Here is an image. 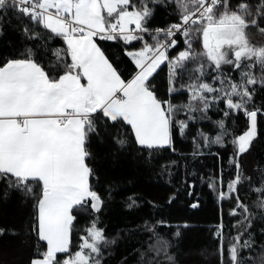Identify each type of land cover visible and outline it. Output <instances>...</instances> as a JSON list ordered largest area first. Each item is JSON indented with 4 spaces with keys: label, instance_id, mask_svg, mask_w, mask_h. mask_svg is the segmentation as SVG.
<instances>
[{
    "label": "snow or ice",
    "instance_id": "snow-or-ice-1",
    "mask_svg": "<svg viewBox=\"0 0 264 264\" xmlns=\"http://www.w3.org/2000/svg\"><path fill=\"white\" fill-rule=\"evenodd\" d=\"M174 3L181 22L167 29H156L152 35L154 43L150 44L143 36L149 32L146 25L153 12L148 0H140L139 5L134 0H0V9L18 8L66 44V49L55 52L58 67L63 68L58 77L50 76L32 58L31 50L24 59L0 65V178L8 179L10 187L26 195L38 193L34 205L35 231L38 240L46 244L45 250L37 249L30 264H100L101 244L107 241L95 220L81 237L78 250L71 251L77 211L90 208L99 212L103 205L90 184L93 173L87 163L88 136L96 131V114H102L112 122L129 125L141 148L170 147L175 110L168 101L159 100L150 87V78L165 62L170 85L177 69H186L189 62L198 64L192 71L199 75L189 89L191 100L203 105L202 111L220 99L229 110L240 111L247 118L246 130L233 139L236 155L246 153L256 138L259 109L249 110L246 104L252 98L247 85L257 81L244 69L252 68L253 64L264 68V47L252 46L246 37V29L257 23L254 19L246 20L251 11L244 4L237 11H230L229 0H174ZM260 31L264 33V29ZM177 33L185 37L187 48L170 59L167 53L176 46L173 37ZM196 34L202 42V51L198 53L192 46ZM97 39L120 40L124 44L143 41L139 50L127 52L138 69L131 80L121 78ZM62 53L70 57L69 63L62 62ZM224 65L240 70L241 82L220 76L213 77L219 80V88L200 82L206 66L219 73ZM169 91L175 88L170 87ZM211 93L222 95L213 96L210 101L206 94ZM188 108L196 110L191 103ZM176 123L183 134L187 123ZM217 124L226 132L223 121ZM204 139L207 141L208 137ZM213 142L221 143L222 136L218 135ZM234 163L238 169L239 164ZM239 183L237 174L227 185L228 196L236 192ZM257 191L264 193V188ZM225 196L220 193L221 199ZM260 206L264 207V202ZM238 207L248 211L242 203ZM217 235L223 244L222 233ZM235 239L237 242L227 249L229 264H241L239 237ZM58 254L65 255L61 258Z\"/></svg>",
    "mask_w": 264,
    "mask_h": 264
},
{
    "label": "trees",
    "instance_id": "trees-1",
    "mask_svg": "<svg viewBox=\"0 0 264 264\" xmlns=\"http://www.w3.org/2000/svg\"><path fill=\"white\" fill-rule=\"evenodd\" d=\"M134 2L139 5L140 0ZM148 2L153 12L146 25L149 32L143 36L152 44L156 29H167L181 21L174 0ZM240 4L252 13L245 16L246 20L257 22L246 29L249 43L264 47V33L260 31L264 29V0H229V10L237 11ZM174 39L177 44L167 53L170 59L187 48L182 34ZM96 43L122 79L127 82L135 76L138 69L127 52L139 50L143 41L124 44L120 40L97 39ZM192 46L197 53L202 51L198 34L194 35ZM57 49H66L61 38L52 36L18 8L0 9V65L24 59L31 50L32 58L50 76L58 77L63 68L58 67ZM62 62L69 63L70 57L62 53ZM197 66L196 62H189L186 69H177L172 85L167 62L150 78V87L157 98L168 101L175 110L170 147L141 148L129 125L96 114V131L89 134L86 143L90 153L87 163L93 173L90 184L103 205L99 212L90 208L77 211L72 252L78 250L81 237L95 220L107 241L101 244L100 264H229L230 239L239 234L241 264H261L264 207L260 205L264 193L257 189L264 188V68L253 64L252 68L244 69L257 81L247 85L252 98L246 104L249 110L259 109L257 136L246 153L236 155L233 139L246 130L247 118L240 111L229 110L220 99L210 103L206 111L201 110L202 104L191 100L189 85L199 75L192 71ZM215 76L241 82L240 70L231 65L222 66L219 73L206 66L200 82L219 88ZM170 87L175 91L170 92ZM206 95L211 101L222 93ZM190 103L195 111L189 110ZM225 112L229 114L226 116ZM178 121L188 125L183 134L179 132ZM218 121L224 122L226 132L219 128ZM218 135L222 136V142L214 143ZM234 161L239 164L238 169ZM237 174L240 183L236 192L228 196L227 185ZM221 192L226 194L224 199L220 198ZM36 195H26L10 187L8 179L0 178V229H3L0 264H30L38 248L46 249L35 231ZM239 203L248 211L238 207ZM193 204L199 207L194 208ZM218 232L222 233L223 244ZM64 255L58 254L61 258Z\"/></svg>",
    "mask_w": 264,
    "mask_h": 264
},
{
    "label": "rangeland",
    "instance_id": "rangeland-1",
    "mask_svg": "<svg viewBox=\"0 0 264 264\" xmlns=\"http://www.w3.org/2000/svg\"><path fill=\"white\" fill-rule=\"evenodd\" d=\"M166 63V62H165ZM164 64H162L161 66H160V68L163 66ZM159 68V69H160ZM159 69H157V71L159 70ZM155 74V73H154ZM238 237H239V239H240V234L239 235H237ZM237 236H235V237H231V239H230V243H229V245L231 246V244H233V243H236L237 241H236V237Z\"/></svg>",
    "mask_w": 264,
    "mask_h": 264
},
{
    "label": "water",
    "instance_id": "water-1",
    "mask_svg": "<svg viewBox=\"0 0 264 264\" xmlns=\"http://www.w3.org/2000/svg\"><path fill=\"white\" fill-rule=\"evenodd\" d=\"M257 121H258V117H257ZM197 205L199 207V204H197ZM195 208H197V207H195ZM239 250H240V247H239ZM238 259H239V251H238Z\"/></svg>",
    "mask_w": 264,
    "mask_h": 264
},
{
    "label": "built area",
    "instance_id": "built-area-1",
    "mask_svg": "<svg viewBox=\"0 0 264 264\" xmlns=\"http://www.w3.org/2000/svg\"><path fill=\"white\" fill-rule=\"evenodd\" d=\"M180 34H182V33H177V35H176L175 37H173V39L176 38V37H177L178 35H180Z\"/></svg>",
    "mask_w": 264,
    "mask_h": 264
},
{
    "label": "flooded vegetation",
    "instance_id": "flooded-vegetation-1",
    "mask_svg": "<svg viewBox=\"0 0 264 264\" xmlns=\"http://www.w3.org/2000/svg\"><path fill=\"white\" fill-rule=\"evenodd\" d=\"M235 236H237V235H232L231 237H235ZM238 237V236H237Z\"/></svg>",
    "mask_w": 264,
    "mask_h": 264
}]
</instances>
